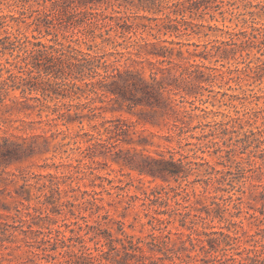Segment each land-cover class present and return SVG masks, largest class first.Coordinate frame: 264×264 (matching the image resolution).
I'll list each match as a JSON object with an SVG mask.
<instances>
[{
  "label": "rangeland",
  "instance_id": "374dc122",
  "mask_svg": "<svg viewBox=\"0 0 264 264\" xmlns=\"http://www.w3.org/2000/svg\"><path fill=\"white\" fill-rule=\"evenodd\" d=\"M149 1L170 4L173 0H91L88 5H92V11L101 12L99 16L123 15L128 23L133 24L149 23L146 17L164 18L163 14L170 11L163 8L157 12L159 8L156 9ZM117 2H121V5L117 6ZM200 4L201 8L207 4L209 6L203 12L186 11L187 22L180 23L179 31L139 28L135 32H125L126 38L130 36L127 41L115 37L117 41H122L116 50H111L110 44H103L102 49L106 52H123L121 56L116 53L107 58L113 60L117 57V66L137 70L148 78V63L140 62V58L133 54L128 58L130 48L124 47L132 40L155 41L172 46L174 51L181 49L187 57V51L200 53L205 46L211 48L221 44L231 49L232 45L220 43L229 42V33L240 32L238 41L244 39L241 31L252 30L258 36L264 33V0H212L208 3L201 1ZM146 7L154 9L146 10ZM55 11L50 7V1L46 0H0V39L7 35L27 36L31 41L47 45L60 42L84 50V41L91 42L87 38L89 31L95 35L94 43H100L103 37H107L104 34L107 27H91L82 16L67 20ZM43 12L49 14L48 19L43 17ZM154 22H150L152 26ZM114 34V31L110 32L111 37ZM257 44L248 42L243 50L235 53L229 51L227 58L218 60L215 56L190 58V62L200 65L196 75L201 79V94L186 96L184 101L179 102L175 106L180 110L179 114H151L148 108L141 105L132 110L125 107L117 109V103L105 97L95 94L72 95L71 92L64 97L60 93H52L46 97L43 105H39L32 98L40 96L39 91L22 95L18 89L10 90L3 104L7 107L0 104V137L7 135L19 140H34L37 148L30 158L5 169L0 167V195L6 197L7 201H11L7 194L9 191L10 195H16L14 190L19 188L21 181L17 177L11 181L13 172L67 173L71 166L67 164L77 165L70 170L75 177L71 185H78L79 189L69 191L68 181L62 184L61 187L66 190L62 191L58 202L62 205L49 212L45 219L41 217L44 212L38 216L32 208L29 209L32 213L30 217L24 216L23 212L22 217L26 220L23 229H27L29 224L31 230H27L25 235L16 230L13 242L4 241L0 245V264H69L65 262V256L58 254L59 251L80 253L88 248L96 253L94 247L101 248L102 243L101 240L95 244L98 237L92 238L94 231L90 225L95 224L96 220L102 221L101 227H109L114 236H121L115 230L116 224L121 222L127 233L147 241L149 233L158 234L161 230L152 228L148 222L150 216L163 219L158 227L162 228L164 234L168 233L177 246L182 245L184 240L183 245L190 248L186 240L188 235L196 238L197 233L214 230L238 235L239 240L235 243L238 251L244 247L264 250V199L260 195L261 186L264 185V51ZM16 54L17 51L0 50V64L9 66L8 61H12ZM181 62L185 63V60ZM208 74L214 76L208 77ZM76 83L83 85L80 81ZM171 96L178 99V95ZM66 105H71L72 117L77 112L75 116L78 118L66 125L62 124V120H56V125L47 123L56 113L64 111ZM8 106L12 108L7 111ZM92 108L96 116L89 119L87 117L92 113ZM117 117L129 125L134 142L127 143L120 138L112 151L121 149L122 157L134 159L147 154L166 158L172 156L193 170L187 172L186 176L163 180L146 174L139 175L137 171L116 163L112 160L114 153L103 155L97 150L93 157H83L87 152L82 150L81 153L76 147L83 148L89 143L84 132L103 139L105 134L99 135L97 129L102 130L103 124ZM176 118L179 125L180 122L184 125L185 131L181 135L169 128ZM224 127L229 129L224 130ZM251 131L256 134H251ZM76 134L80 135L73 143ZM64 135L67 136L62 139ZM138 138L142 139V144L135 142ZM52 164L63 165L56 169ZM208 165L221 172L217 175L225 174L222 185L225 190L217 189L218 183L211 180L205 184ZM212 175H215L214 172ZM151 189L160 192L159 199L153 195L147 196ZM84 190L87 192L84 193ZM91 195L95 197V203L101 206L97 211L85 202ZM30 205L38 207L34 198L30 200ZM214 208L217 209L214 211ZM12 213L0 208V223L18 224L11 217ZM105 213L108 214L106 219L102 218ZM218 214L223 218H219ZM108 219L109 224H105ZM49 228L52 229L50 235L58 234L56 250L49 251L57 255L54 259L43 257L41 248L47 245L39 242L42 232L46 234ZM236 229L239 230L237 234ZM25 239L32 245H27ZM62 241L68 246L61 247ZM28 249L38 255L31 256ZM185 252L198 254L199 258L202 256L201 252L195 250Z\"/></svg>",
  "mask_w": 264,
  "mask_h": 264
},
{
  "label": "trees",
  "instance_id": "16d2710c",
  "mask_svg": "<svg viewBox=\"0 0 264 264\" xmlns=\"http://www.w3.org/2000/svg\"><path fill=\"white\" fill-rule=\"evenodd\" d=\"M50 1V7H53L55 13L63 15L67 20H73L76 17H84L88 21L91 27L103 28L104 34L107 37H103L100 43H94L93 40L95 35L93 31H89L90 34L87 38H90V43L84 41L86 47L84 50L78 49L70 45H63L62 43L54 44H43L40 41H31L27 36L19 37L15 35L13 37L6 36L0 39V50L3 52L5 49L11 51H17V54L13 57L12 61L9 62V66L0 64V104L7 107L4 103L10 90H20L21 94L31 93L32 91H39L40 96H33L32 98L37 100L39 105H43L46 101V97L50 94H58L61 96H69L70 92L72 95L76 94H95L99 97H105L110 101L117 103V109L125 107L127 110H132L133 107L138 105L144 106L150 110L151 114L161 113L164 114H179V111L175 106L179 102L185 100L186 96H194L201 94L200 89L202 86L199 84L201 81L196 72L199 70V66L196 63L190 62L189 59L193 56H201L208 58V56H215L218 58H227L229 51L232 53L238 50H243L247 46L248 42H257L258 46L264 51V33L261 36L253 33L252 30L241 31L244 39L238 41L239 33H229V42H220L232 45L231 49H226L221 46H213L202 50L200 53L195 51H187L188 56L185 57L181 49L174 51V47L160 44L155 41L147 42L141 40H132L131 43L125 45L124 48L128 49V58L131 55H135L140 58V62L146 61L149 66V77L146 78L137 70H133L129 67L120 68L116 65L118 58L115 57L113 60H109L107 57L123 52L111 51L106 52L103 50V44H110V49L116 50V47L122 44L115 37L122 38L123 41H127L125 32H135L136 29L142 28H157L160 30H174L179 31L180 23L187 22L185 18L186 11L203 12L209 6L203 5L201 8L200 2H211L212 0H173L170 4H163L162 1L154 3V7L161 11L163 8H167L170 11L164 13V18L158 19L157 17H146L149 23H128L127 18L123 15H101V12L92 11L94 8L92 5H88L91 0H46ZM117 6L121 5V2L116 3ZM154 7H146V10H152ZM264 7V6H263ZM262 7V9H263ZM119 12V11H115ZM43 17L48 19L49 14L43 12ZM174 15V17H171ZM81 17V18H82ZM145 17V16H144ZM79 19V18H78ZM81 20V19H80ZM151 21H155L153 26ZM114 31V36L111 37L110 32ZM92 32V33H91ZM102 35V34H100ZM114 37V38H113ZM89 40V39H87ZM203 54V55H201ZM176 56L177 59H175ZM153 58V60H152ZM185 60V63L181 62ZM16 69V71H15ZM200 71V70H199ZM5 75H4V74ZM208 77L214 76L211 74ZM207 77V78H208ZM80 81L83 85H78L76 82ZM171 95H178V99L173 98ZM24 97H26L24 95ZM103 100V99H102ZM177 101V102H176ZM1 106V105H0ZM7 111L11 109L8 106ZM65 110L56 113L55 117L49 118V124L56 125V120H62V124L66 125L68 122H72L78 116L74 113L72 117L70 113L71 105H66ZM95 109L92 108V112L87 118L96 116ZM56 111V110H55ZM54 111V112H55ZM184 111H187L186 109ZM188 112V111H187ZM189 115V112L187 113ZM149 122L154 123L152 119ZM52 121V122H51ZM148 121V119H146ZM5 122V121H3ZM173 120L170 130L173 132L177 131L178 135H181L185 129L183 122ZM227 124V123H226ZM225 124V125H226ZM31 126V125H30ZM229 127H224V130H228ZM61 132V131H60ZM98 134H105V138L96 137L92 133L84 132L86 139L89 142L83 148L77 146L76 149L85 150L87 153L83 157H93L95 152L98 150L101 154L114 153L112 160L122 166L128 167L132 170L137 171L139 175L146 174L153 178H161L168 180L169 178H176L186 176L187 172L192 171L188 164L182 163V161L175 160L172 156L168 158L163 155L154 157L152 155H140L139 158L122 157L121 149L112 151L115 147V142L122 138L123 141L130 143L134 142L131 137L132 131L129 129V125L122 120L120 117L111 119L106 125L103 124L102 130L97 129ZM251 134H256L251 131ZM80 134H76L73 143H76V137ZM247 135V134H244ZM67 135H64V139ZM137 144H142V139L138 138L135 141ZM67 143H61L60 146H64ZM36 145L34 140L27 141L22 138H14L12 136L4 135L0 137V167L5 169L7 166L24 161L30 158L36 153ZM64 152L66 150H63ZM91 152V154H89ZM89 154V155H87ZM80 161V159H78ZM54 168L58 169L63 164H52ZM71 165V166H70ZM186 165H188L186 167ZM70 166L69 172L57 174L56 172L34 173V172H23L11 173V181L14 178H18L21 183L18 189H15L16 195H10V191L7 193L11 197V201H7L6 197L0 195V208L8 212H13L11 217L14 222H18L16 225H11L6 222L0 223V245L4 241L13 242L14 232L18 230L19 234H26L27 230H31V225H27V229H23V225L26 220L24 216H32V208L34 212L40 216L43 212L45 219L49 216V212H54L56 207L62 205L58 203L61 197L63 188L62 184L68 181L69 191H75L79 189V186H72L71 183L74 181L72 167H77L74 164H67ZM205 173L208 177L204 180L205 184L214 181L218 183L216 187L219 190H225L222 187L225 180V174L219 170H215L211 166H207ZM214 172L215 175H212ZM8 178V176L6 177ZM0 182H2L0 180ZM260 195L264 199V185L261 186ZM205 188V187H204ZM87 191L84 190V193ZM0 194L2 192L0 191ZM89 194V193H87ZM148 195H153L156 199L160 198V192L151 189ZM85 200L90 204V208L94 207L96 211L101 208L100 205L96 204L95 197L90 196ZM34 198L38 207L30 205V200ZM231 198V196H229ZM240 199V198H239ZM26 201V204L25 202ZM217 204V203H215ZM214 208L213 210L215 211ZM25 210V211H23ZM158 213H163L159 211ZM207 215H210L206 211ZM217 214V213H216ZM219 218H223L222 215L218 214ZM108 214L105 213L102 218L106 219ZM204 219L205 217H200ZM102 222V221H101ZM100 220H96L95 224L90 225L91 230L94 231L92 238L98 237V244L101 248L94 247L96 253L90 251L88 248L75 253L69 250L59 251L58 254L65 256V262L69 264H108L106 261L113 262L115 264H264V250L257 249L255 247H244L240 251L237 250L235 243L239 240L238 235H230L223 231H204L197 233L198 237L194 238L188 235L187 239L190 243V248L183 245H176L169 237V234H164L162 228L158 227L163 223V219L156 216H150L148 222L152 225V228L160 230V233L154 232L149 233V240L143 241L140 238H134L132 234L127 233L121 222L116 224V233L121 236H114L112 230L109 227H101ZM110 220L106 221L105 224H109ZM232 224H235L233 222ZM239 230L236 229L235 234ZM41 233V231H39ZM52 229L49 228L45 234L44 231L39 238V242L46 244L47 246L41 248L44 255L43 257H49L54 259L57 257L56 254H51L50 250H56L57 236L50 235ZM58 233V231H57ZM204 237H200V236ZM27 245H32L28 240ZM120 247H118V245ZM68 246L62 241L61 247ZM102 246H105L102 247ZM185 250H195L202 253V256L197 257L198 254H190ZM229 250H234L228 254ZM31 256H37L38 253L28 249ZM238 255V257H237ZM106 260V261H103ZM41 264V263H39Z\"/></svg>",
  "mask_w": 264,
  "mask_h": 264
}]
</instances>
